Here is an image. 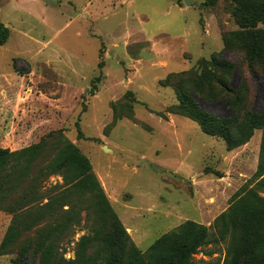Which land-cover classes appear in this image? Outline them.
Instances as JSON below:
<instances>
[{"label":"rangeland","instance_id":"obj_1","mask_svg":"<svg viewBox=\"0 0 264 264\" xmlns=\"http://www.w3.org/2000/svg\"><path fill=\"white\" fill-rule=\"evenodd\" d=\"M202 2L0 0V24L10 29L0 46V147L15 151L47 143L32 174L39 177L37 170L56 157L61 141L72 142L91 162L113 211L143 252L189 220L212 233L215 219L245 188L264 197V183L258 185L264 175L254 176L263 130L228 150L195 121L167 113L177 99L160 80L199 72L198 63L213 53L236 64L233 87L245 83L250 108L264 112V72L257 67L251 76L237 45L225 50L224 38L240 29L232 1L210 7ZM199 103L213 115L232 114L225 101ZM36 183L31 194L43 197L39 205L68 187L60 174ZM71 199L81 223L66 231L67 259L74 258L79 238L92 233L95 218L88 198ZM13 218L0 210V245ZM47 218L56 222L62 212ZM104 225L97 226L102 231ZM41 226L5 248L0 264H12L24 243L32 252ZM226 250L225 242L211 243L194 255V264H224ZM37 259L33 255L28 264Z\"/></svg>","mask_w":264,"mask_h":264},{"label":"trees","instance_id":"obj_2","mask_svg":"<svg viewBox=\"0 0 264 264\" xmlns=\"http://www.w3.org/2000/svg\"><path fill=\"white\" fill-rule=\"evenodd\" d=\"M218 1L203 0L202 6H214ZM231 1L240 29L233 33L232 39L224 38L225 50L237 45L244 55L249 74L255 76L257 67L264 72V27H261L264 26V0ZM9 36L10 29L0 24V46L6 44ZM198 70L172 73L160 80L162 86L174 89L177 99L167 113L195 121L204 133L221 138L228 150L247 143L255 130H263L260 159L254 175L262 177L264 112L250 108L243 91L245 83L233 87L236 64L223 58L221 53H213L209 59L198 63ZM200 100L207 103L225 101L232 114L229 117L213 115L202 108ZM160 116L166 118L165 113ZM125 117L133 118L132 114ZM118 118L120 116L115 115V119ZM46 145L35 144L15 151L0 147V210L14 213L0 245V253L6 254L5 248L42 224L34 250L31 252L24 243L12 264H28L33 255L38 258V264H194L193 257L202 248L224 242L227 243L224 264H264V197L256 189L241 190L230 208L215 219L212 233L209 227L189 220L161 235L143 252L132 243L113 211L91 162L72 142L62 140L56 157L37 170L40 178L60 174L68 187L55 199L44 205L38 204L43 197L31 194L36 191L39 179L32 174L44 158ZM263 183L260 180L258 185ZM20 191H24L22 196H18ZM73 195L90 200L95 218L92 233L79 238L74 258L67 259L66 231L81 223L71 199ZM65 206L68 209H64ZM57 210L62 212V218L47 223V213L53 217ZM100 222L105 223L102 231L97 226Z\"/></svg>","mask_w":264,"mask_h":264},{"label":"crops","instance_id":"obj_3","mask_svg":"<svg viewBox=\"0 0 264 264\" xmlns=\"http://www.w3.org/2000/svg\"><path fill=\"white\" fill-rule=\"evenodd\" d=\"M177 8H181L180 6L177 5ZM2 93H7L6 91L5 92H2ZM8 118H5V120H7ZM3 129H6L4 125H2V131Z\"/></svg>","mask_w":264,"mask_h":264},{"label":"water","instance_id":"obj_4","mask_svg":"<svg viewBox=\"0 0 264 264\" xmlns=\"http://www.w3.org/2000/svg\"><path fill=\"white\" fill-rule=\"evenodd\" d=\"M185 3L189 5L191 4V0H185Z\"/></svg>","mask_w":264,"mask_h":264}]
</instances>
